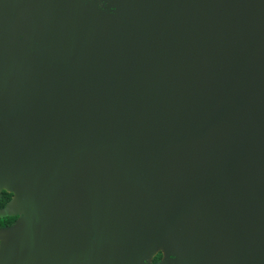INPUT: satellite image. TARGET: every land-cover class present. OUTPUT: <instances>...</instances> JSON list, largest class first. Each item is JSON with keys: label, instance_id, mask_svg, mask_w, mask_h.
I'll use <instances>...</instances> for the list:
<instances>
[{"label": "water", "instance_id": "obj_1", "mask_svg": "<svg viewBox=\"0 0 264 264\" xmlns=\"http://www.w3.org/2000/svg\"><path fill=\"white\" fill-rule=\"evenodd\" d=\"M0 264H264V0H0Z\"/></svg>", "mask_w": 264, "mask_h": 264}, {"label": "trees", "instance_id": "obj_2", "mask_svg": "<svg viewBox=\"0 0 264 264\" xmlns=\"http://www.w3.org/2000/svg\"><path fill=\"white\" fill-rule=\"evenodd\" d=\"M8 196H9L8 192L2 191L1 197H0V206L3 205V203L8 198ZM6 218H8V217L0 218V226L10 222V219L6 220ZM161 257H162V253L161 252H157L152 257L151 262L154 264V263L158 262L161 259Z\"/></svg>", "mask_w": 264, "mask_h": 264}, {"label": "flooded vegetation", "instance_id": "obj_3", "mask_svg": "<svg viewBox=\"0 0 264 264\" xmlns=\"http://www.w3.org/2000/svg\"><path fill=\"white\" fill-rule=\"evenodd\" d=\"M3 191H4V190H3ZM5 192H7V191H5ZM1 193H2V192H1ZM8 193H9V196H8V198L5 200V202L3 203L2 206H4L5 203H6V202L12 197V192H8ZM0 197H1V196H0ZM2 206H0V207H2ZM3 217H8V218H6V220L10 219V222H9V223H6V224H4V225H1L0 228H1V227H7V226L11 225L12 223H14L15 220L17 219V217H18V214L7 215V216H1L0 218H3Z\"/></svg>", "mask_w": 264, "mask_h": 264}]
</instances>
